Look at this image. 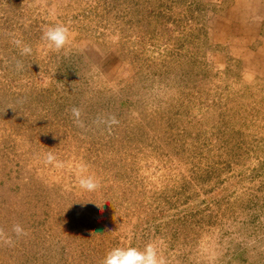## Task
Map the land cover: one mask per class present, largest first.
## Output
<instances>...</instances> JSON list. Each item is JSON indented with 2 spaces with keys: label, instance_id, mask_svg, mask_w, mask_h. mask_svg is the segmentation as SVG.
Listing matches in <instances>:
<instances>
[{
  "label": "rangeland",
  "instance_id": "rangeland-1",
  "mask_svg": "<svg viewBox=\"0 0 264 264\" xmlns=\"http://www.w3.org/2000/svg\"><path fill=\"white\" fill-rule=\"evenodd\" d=\"M239 1L0 0V264L150 242L168 264H264V59L238 51Z\"/></svg>",
  "mask_w": 264,
  "mask_h": 264
},
{
  "label": "clouds",
  "instance_id": "clouds-1",
  "mask_svg": "<svg viewBox=\"0 0 264 264\" xmlns=\"http://www.w3.org/2000/svg\"><path fill=\"white\" fill-rule=\"evenodd\" d=\"M47 41L48 47L56 52L70 50L73 43V34L70 29L63 24H55L49 26L43 33L42 37ZM19 44V41H17ZM31 48L27 45L23 46L22 54H28ZM18 68L22 65L18 63ZM72 115L79 122L81 115L80 109L74 107ZM115 122V120H113ZM46 163L55 162L57 167H63V164L56 160L52 153H48L45 157ZM77 181L79 186L86 191H95L100 185L99 180L91 174H87V166L81 165L77 172ZM12 231L17 237L26 236L28 233L20 225H14ZM0 242L8 245L13 244V240L8 237L2 229H0ZM103 264H168L163 252L157 243L150 242L144 248L138 249L136 247H116L109 251L103 260Z\"/></svg>",
  "mask_w": 264,
  "mask_h": 264
},
{
  "label": "crops",
  "instance_id": "crops-1",
  "mask_svg": "<svg viewBox=\"0 0 264 264\" xmlns=\"http://www.w3.org/2000/svg\"><path fill=\"white\" fill-rule=\"evenodd\" d=\"M236 5H249L250 10L248 9L246 16L251 14L255 18L250 23L245 20V34L250 32L251 38L246 36L244 48L240 47L238 51L245 62L255 64L253 66L258 68L264 59V0H246L245 3L239 1Z\"/></svg>",
  "mask_w": 264,
  "mask_h": 264
}]
</instances>
